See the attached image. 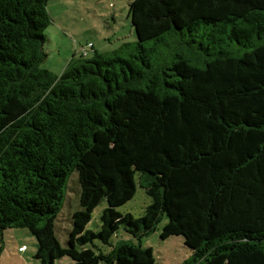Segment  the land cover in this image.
Segmentation results:
<instances>
[{
	"label": "trees",
	"instance_id": "obj_1",
	"mask_svg": "<svg viewBox=\"0 0 264 264\" xmlns=\"http://www.w3.org/2000/svg\"><path fill=\"white\" fill-rule=\"evenodd\" d=\"M49 2L0 0L1 240L28 230L39 264H159L141 242L167 218L161 238L193 252L183 264H264V0H133L137 41L61 76L41 66ZM138 183L152 198L141 218L118 211ZM121 227L138 244L114 245Z\"/></svg>",
	"mask_w": 264,
	"mask_h": 264
},
{
	"label": "rangeland",
	"instance_id": "obj_2",
	"mask_svg": "<svg viewBox=\"0 0 264 264\" xmlns=\"http://www.w3.org/2000/svg\"><path fill=\"white\" fill-rule=\"evenodd\" d=\"M133 0H50L48 10L52 23L46 30L47 40L44 50L47 54L42 68L50 70L56 76L61 74L75 58L86 53L91 58L95 52L104 53L118 49L127 42H136L137 34L129 14ZM94 46V47H93ZM81 186L79 175L75 172L68 181L64 207L56 221V235L63 247H67L73 228V214L80 207ZM152 198L137 184L134 198L118 208L122 214H132L135 218L144 216ZM108 208L105 200L93 212L88 230L98 232L102 227V215ZM167 218L158 226V230L142 239L144 248H152L159 264H183L191 258L193 252L184 243L182 236H172L163 240L161 233ZM19 233L16 235L11 232ZM126 241L138 244L123 227L113 237L112 243ZM36 238L26 229L8 230L5 241L0 238V264H39L34 259ZM95 245L104 253L111 247L96 241ZM56 264H73L69 257Z\"/></svg>",
	"mask_w": 264,
	"mask_h": 264
},
{
	"label": "crops",
	"instance_id": "obj_3",
	"mask_svg": "<svg viewBox=\"0 0 264 264\" xmlns=\"http://www.w3.org/2000/svg\"><path fill=\"white\" fill-rule=\"evenodd\" d=\"M93 47H94V46H93ZM14 232H16V231L11 232V234H13V235L19 234V233H16V234H15ZM6 234H7V231L4 233V235H3V237H2V241H5Z\"/></svg>",
	"mask_w": 264,
	"mask_h": 264
},
{
	"label": "built area",
	"instance_id": "obj_4",
	"mask_svg": "<svg viewBox=\"0 0 264 264\" xmlns=\"http://www.w3.org/2000/svg\"><path fill=\"white\" fill-rule=\"evenodd\" d=\"M84 55H87L86 53H84Z\"/></svg>",
	"mask_w": 264,
	"mask_h": 264
}]
</instances>
